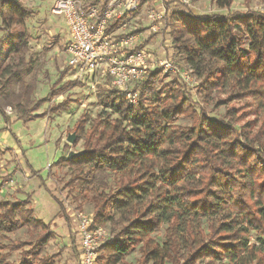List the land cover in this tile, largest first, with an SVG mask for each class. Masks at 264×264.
<instances>
[{
	"label": "trees",
	"instance_id": "1",
	"mask_svg": "<svg viewBox=\"0 0 264 264\" xmlns=\"http://www.w3.org/2000/svg\"><path fill=\"white\" fill-rule=\"evenodd\" d=\"M85 1L95 5L101 0ZM211 1L220 8L234 2ZM2 4L0 17L7 34L1 47L7 53L0 64V114L9 124L8 109L25 122L69 109V99L52 103L70 88L61 84L62 76L48 97H34L37 75L27 58L26 28L32 10L18 0ZM165 20L178 52L192 69L202 71L204 95L229 86L232 94L253 99L263 115L261 126L252 135L244 132L249 123L224 124L202 109H193L192 126L179 125L191 107L190 99L175 79L157 90L155 81L162 73L158 70L136 85V103L119 89L98 87L102 110L94 118L84 114L76 123L72 132L77 140L67 143L66 150L83 141V151L55 165L70 169L68 180L57 183L78 210L91 202L94 225L111 226L112 238L99 249L98 264H121L137 247L138 264H264V14L196 18L168 12ZM207 58L211 64L202 68ZM47 102L48 109L38 113ZM29 203L30 199L0 200V233L26 224L46 229L33 209L26 208ZM163 225L167 227L159 243L154 234ZM253 233L257 241L252 240ZM5 247L0 244V264H12L8 254H2Z\"/></svg>",
	"mask_w": 264,
	"mask_h": 264
},
{
	"label": "rangeland",
	"instance_id": "2",
	"mask_svg": "<svg viewBox=\"0 0 264 264\" xmlns=\"http://www.w3.org/2000/svg\"><path fill=\"white\" fill-rule=\"evenodd\" d=\"M18 1L32 10L31 17L26 20V28L29 34L27 58L32 59L33 74L37 75V90L34 97L36 99L48 97L52 87L62 76L61 84H66V89L68 86L70 88L65 94L53 98L52 103H59L65 99H69L71 103L69 109L59 114L29 122L18 120L16 113L11 109L7 110L11 121L9 124L0 114V200L16 202L30 199L26 208H32L36 219L41 220L46 227L34 230L32 226L26 224L14 232L0 233V244L6 246L2 254H8L7 260L12 264H19L21 260L39 264L40 261L49 259L53 260L54 264H79L80 245L75 214L77 212L92 214L93 205L86 201L82 203L81 210L76 208L77 203L72 201L68 191L63 190L62 185L57 183V179L68 180L70 169L55 165L70 151H83V141H80L67 152V137L74 133L73 128L82 115L88 114L94 118L102 110L97 101L98 87L113 88L101 84L94 89L90 85V79L79 85L73 84L75 79L72 71L67 70L65 55L69 29L64 17L52 12L56 0ZM0 6L4 9L2 0ZM150 9L151 3L143 4L136 13L127 17L125 21L127 26L121 32L136 34L141 47H146L151 54L148 74L158 70L162 72L155 81L157 90L174 79L184 86L185 97L190 99L188 106H191L189 108L191 113L187 111V115L181 116L177 123L184 127L192 126L193 109L197 111L202 109L206 116L224 124L231 123L239 127L249 123L250 127L244 132L255 134L252 132L261 126L263 115L258 111L254 100L232 94L233 90L229 86L206 97L201 90L204 81L202 71L192 69L178 52L170 36L171 29L166 27L168 23L166 20L160 23L158 31L152 30L147 17ZM167 9L168 12L184 15L191 13L196 18L209 15L225 17L253 12L264 14V0H234L230 8H220L211 0H192L191 7L168 4ZM6 34L2 29L0 17V64L7 53L6 47L3 49L1 47ZM164 61L170 62L173 69L161 66V62ZM208 63L211 64L207 58L202 68ZM48 107L49 103H44L38 113L44 112ZM229 110L231 116L228 114ZM14 149L18 153H15ZM57 199L62 202L65 212L61 210ZM105 227L112 234L111 226ZM166 227L163 225L160 231L154 234L159 243L163 242ZM43 237H46L47 241L45 239L44 243H40ZM252 240L257 241V235L254 233ZM32 251H36V255L29 254ZM140 258L141 253L137 247L121 264H138Z\"/></svg>",
	"mask_w": 264,
	"mask_h": 264
},
{
	"label": "built area",
	"instance_id": "3",
	"mask_svg": "<svg viewBox=\"0 0 264 264\" xmlns=\"http://www.w3.org/2000/svg\"><path fill=\"white\" fill-rule=\"evenodd\" d=\"M148 3H151L148 21L152 30L158 31L168 14V4L191 7L192 0H101L95 5L85 0H56L52 12L63 16L68 25L65 55L75 80L90 79L94 89L107 84L125 93L132 103L137 102L138 92L134 88L145 80L151 54L146 47H141L137 35L121 32L126 22L110 29L114 22L129 17ZM160 65L173 69L168 61ZM75 219L79 264H98L99 249L112 234L105 226L94 225L91 214L77 212Z\"/></svg>",
	"mask_w": 264,
	"mask_h": 264
},
{
	"label": "water",
	"instance_id": "4",
	"mask_svg": "<svg viewBox=\"0 0 264 264\" xmlns=\"http://www.w3.org/2000/svg\"><path fill=\"white\" fill-rule=\"evenodd\" d=\"M77 140V134L76 133H71L68 135L67 137V142L71 145H73ZM81 155V152H74V151H70L66 157L67 160H71L74 158H77Z\"/></svg>",
	"mask_w": 264,
	"mask_h": 264
},
{
	"label": "crops",
	"instance_id": "5",
	"mask_svg": "<svg viewBox=\"0 0 264 264\" xmlns=\"http://www.w3.org/2000/svg\"><path fill=\"white\" fill-rule=\"evenodd\" d=\"M14 150H15V153H18V151L16 149H14Z\"/></svg>",
	"mask_w": 264,
	"mask_h": 264
}]
</instances>
